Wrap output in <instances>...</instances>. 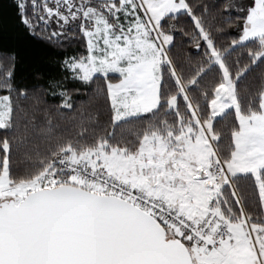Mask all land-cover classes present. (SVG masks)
Segmentation results:
<instances>
[{
	"label": "snow or ice",
	"instance_id": "1",
	"mask_svg": "<svg viewBox=\"0 0 264 264\" xmlns=\"http://www.w3.org/2000/svg\"><path fill=\"white\" fill-rule=\"evenodd\" d=\"M0 38V264H264V0H0Z\"/></svg>",
	"mask_w": 264,
	"mask_h": 264
},
{
	"label": "trees",
	"instance_id": "2",
	"mask_svg": "<svg viewBox=\"0 0 264 264\" xmlns=\"http://www.w3.org/2000/svg\"><path fill=\"white\" fill-rule=\"evenodd\" d=\"M204 2L208 3L209 5H212V4L221 3V0H204ZM228 32L235 34L236 29L231 28L228 30ZM12 50L17 51L21 61L26 59V51L22 45H17L16 42H14L11 39L0 38V62H2L5 67L7 66V63H8L6 59V54ZM176 54L181 57H184V56L191 57L193 63H195L200 58L197 55V49L191 44H185L184 51L177 50ZM233 59H235V57H233ZM21 67L22 65L18 66V69H17V82H20V77L22 75V72L20 70ZM0 94H4V93L0 92ZM92 96H93V93H92V90L90 89H86L79 93L73 92L72 93L73 109L72 110H61L65 113L63 117L56 114L55 107H51V114H52V118L54 122H67V121H70L73 116L79 119L82 112H83L84 117L87 118L89 111H93L95 109L96 104L102 102L101 100L90 98ZM45 99L49 106L58 105L61 102L59 97L47 96ZM31 103H32L31 101L26 102V104H31Z\"/></svg>",
	"mask_w": 264,
	"mask_h": 264
}]
</instances>
